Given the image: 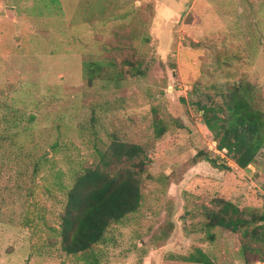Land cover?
<instances>
[{"label":"rangeland","instance_id":"374dc122","mask_svg":"<svg viewBox=\"0 0 264 264\" xmlns=\"http://www.w3.org/2000/svg\"><path fill=\"white\" fill-rule=\"evenodd\" d=\"M91 61L104 69L89 82ZM238 85L264 113V0H0V264H202L179 260L190 245L212 264H264L242 230L207 225L222 198L264 211V148L239 167L197 105ZM115 137L144 149L141 206L68 254L54 172L69 181Z\"/></svg>","mask_w":264,"mask_h":264},{"label":"trees","instance_id":"16d2710c","mask_svg":"<svg viewBox=\"0 0 264 264\" xmlns=\"http://www.w3.org/2000/svg\"><path fill=\"white\" fill-rule=\"evenodd\" d=\"M103 69L104 65L100 61L86 63L85 72L89 82L100 77ZM232 90L222 105L202 104L200 101L197 105L204 110L202 117L205 128L217 142V148L225 150L239 167L247 168L256 162L264 148V113L252 105L246 89L241 85ZM155 130L156 136L161 137L167 128L157 123ZM51 147L56 150V143ZM143 153L141 145L115 137L108 149H98L100 159L97 164L69 170V181H62L63 170L54 172L52 184L63 189L66 196L60 235L62 248L68 254L86 252L104 243L113 224L121 223L140 208L143 195L139 176L145 171V161L140 158ZM199 155L217 167L231 168L203 151ZM138 158V170L131 164L121 167ZM76 170L78 174L74 173ZM218 203L222 204L220 209L208 212L207 225L211 228L221 226L233 232L242 230L247 239L245 251L258 252L264 261V211L254 212L247 218L243 216V209L232 201L222 198ZM251 242L260 246L253 248ZM179 260L186 263H213L207 253L193 245L179 252Z\"/></svg>","mask_w":264,"mask_h":264}]
</instances>
